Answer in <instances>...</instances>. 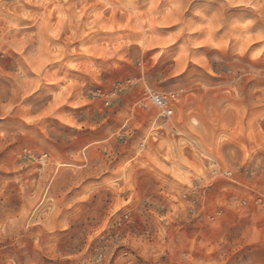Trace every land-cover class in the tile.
I'll return each mask as SVG.
<instances>
[{
  "label": "rangeland",
  "instance_id": "rangeland-1",
  "mask_svg": "<svg viewBox=\"0 0 264 264\" xmlns=\"http://www.w3.org/2000/svg\"><path fill=\"white\" fill-rule=\"evenodd\" d=\"M160 252L264 264V0H0V264Z\"/></svg>",
  "mask_w": 264,
  "mask_h": 264
},
{
  "label": "clouds",
  "instance_id": "clouds-1",
  "mask_svg": "<svg viewBox=\"0 0 264 264\" xmlns=\"http://www.w3.org/2000/svg\"><path fill=\"white\" fill-rule=\"evenodd\" d=\"M232 20H235V21H236V24H235V25H231V20H230V21H229V25L232 26V27H234V28L237 29L238 31H243V30H245V29H249V28H251L252 23H253V20H251V19H247V20L241 21V20H238V19L233 18ZM207 42L211 45L212 48H215V49H217V50H223V49L226 47V45H222L221 43L213 42L211 39H209ZM164 54H165V51H164V50H161V51L158 52L156 55H157V57H161V56H163ZM236 55H237V56H243V55H244V52H243V51H237V52H236ZM260 55H261V52H255V53L253 54V59L258 58ZM215 58H216V59H219V57H215ZM140 70H141V72L146 71V69H144L143 67H141ZM75 127L78 128V129H82V128H92V130H95V129H94V126L91 125V124H88V123H78V124L75 125ZM230 147H231V145H227V146L225 147V151H227L228 148H230ZM209 171H211V170H209ZM211 175H212V178H213V179H215L216 176H217L216 173H212ZM194 178H195V177H194ZM197 179H198V178H197ZM204 183H207V182H204ZM202 186H203V184H201V185H197V187H202ZM189 187H190V189H192L193 191H195V189L192 187V185H190ZM189 207L191 208L192 206L189 205ZM228 207H229L230 209H232V210H237V211H239L241 206H240L239 204H237L236 202H232V203H230V204L228 205ZM194 214H195V215H199V212H196V213H194ZM162 254H163V253L160 252V253H157V254L153 257V259L156 261V264H161V262H160V256H161ZM185 259H188V257H185ZM243 264H248V262H247V261H244Z\"/></svg>",
  "mask_w": 264,
  "mask_h": 264
},
{
  "label": "built area",
  "instance_id": "built-area-1",
  "mask_svg": "<svg viewBox=\"0 0 264 264\" xmlns=\"http://www.w3.org/2000/svg\"><path fill=\"white\" fill-rule=\"evenodd\" d=\"M145 101L156 108L158 116H170L172 113L170 98L166 95L149 91L141 99V102Z\"/></svg>",
  "mask_w": 264,
  "mask_h": 264
},
{
  "label": "bare ground",
  "instance_id": "bare-ground-1",
  "mask_svg": "<svg viewBox=\"0 0 264 264\" xmlns=\"http://www.w3.org/2000/svg\"><path fill=\"white\" fill-rule=\"evenodd\" d=\"M105 4H107V3H105ZM115 6H116V5H115ZM107 7H108V6H107ZM102 10H103V9H102ZM112 12L115 13V12H114V8H112ZM98 13H100V12H98ZM113 13H112L111 15H113ZM114 16H115V15H114ZM96 17H97V16H96ZM111 19H112V17H111ZM96 22H97V21H96ZM138 24H139V23H138ZM148 28H149V27H148ZM151 28H152V27H151ZM148 31H149V30H148ZM151 32H152V31H151ZM127 38H128L127 41H129V40L131 41L132 39H135V38H136V34H135V33H132V35H131V36H128ZM127 41H126V42H127Z\"/></svg>",
  "mask_w": 264,
  "mask_h": 264
}]
</instances>
